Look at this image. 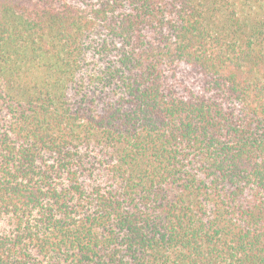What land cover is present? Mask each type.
<instances>
[{
	"label": "trees",
	"instance_id": "trees-1",
	"mask_svg": "<svg viewBox=\"0 0 264 264\" xmlns=\"http://www.w3.org/2000/svg\"><path fill=\"white\" fill-rule=\"evenodd\" d=\"M0 264H264V0H0Z\"/></svg>",
	"mask_w": 264,
	"mask_h": 264
}]
</instances>
